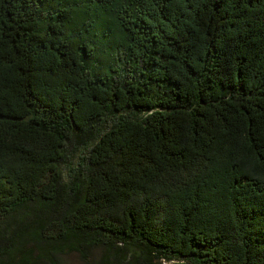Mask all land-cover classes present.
Instances as JSON below:
<instances>
[{"label": "trees", "instance_id": "obj_1", "mask_svg": "<svg viewBox=\"0 0 264 264\" xmlns=\"http://www.w3.org/2000/svg\"><path fill=\"white\" fill-rule=\"evenodd\" d=\"M73 253L264 264V0H0V264Z\"/></svg>", "mask_w": 264, "mask_h": 264}, {"label": "rangeland", "instance_id": "obj_2", "mask_svg": "<svg viewBox=\"0 0 264 264\" xmlns=\"http://www.w3.org/2000/svg\"><path fill=\"white\" fill-rule=\"evenodd\" d=\"M99 254H100L99 252L96 253L97 256H99ZM62 260L65 264H83V262L79 258V256L77 254H74V253L70 254L68 256H63Z\"/></svg>", "mask_w": 264, "mask_h": 264}]
</instances>
